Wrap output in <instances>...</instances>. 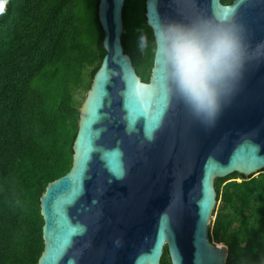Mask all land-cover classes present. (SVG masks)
Returning <instances> with one entry per match:
<instances>
[{
  "label": "water",
  "instance_id": "water-1",
  "mask_svg": "<svg viewBox=\"0 0 264 264\" xmlns=\"http://www.w3.org/2000/svg\"><path fill=\"white\" fill-rule=\"evenodd\" d=\"M125 2L99 0L106 53L79 109L72 166L40 196L44 249L36 264H161L165 247L172 264H226L228 246L209 236L215 181L264 171V63L245 70L215 126L167 101L149 138L160 71L153 62L143 80L125 52ZM222 4L237 5L250 37L264 39V0H145V15L154 30L162 18ZM133 102L143 114L131 120Z\"/></svg>",
  "mask_w": 264,
  "mask_h": 264
},
{
  "label": "trees",
  "instance_id": "trees-1",
  "mask_svg": "<svg viewBox=\"0 0 264 264\" xmlns=\"http://www.w3.org/2000/svg\"><path fill=\"white\" fill-rule=\"evenodd\" d=\"M98 3L7 0L0 13V264H36L44 249L40 196L72 166L75 91L90 88L106 53ZM123 20L125 52L148 81L153 59L137 47L138 30L152 38L145 0H126ZM215 186L210 239L228 246L226 264H264V171ZM161 264H172L167 247Z\"/></svg>",
  "mask_w": 264,
  "mask_h": 264
},
{
  "label": "clouds",
  "instance_id": "clouds-1",
  "mask_svg": "<svg viewBox=\"0 0 264 264\" xmlns=\"http://www.w3.org/2000/svg\"><path fill=\"white\" fill-rule=\"evenodd\" d=\"M6 3L0 0V13ZM236 8L222 4L210 12L193 10L178 19L162 18L151 39L138 30V50L150 54L159 67L154 87L205 128L215 126L231 103L245 70L264 63V39L250 37Z\"/></svg>",
  "mask_w": 264,
  "mask_h": 264
},
{
  "label": "snow or ice",
  "instance_id": "snow-or-ice-1",
  "mask_svg": "<svg viewBox=\"0 0 264 264\" xmlns=\"http://www.w3.org/2000/svg\"><path fill=\"white\" fill-rule=\"evenodd\" d=\"M157 95H156V99H155V112L154 115L152 117V119L147 123L146 127H145V135L148 137H151L152 131L158 127L159 123H160V116L162 115V113L164 112V109L167 105V99L165 97V95L163 94L162 91L157 90ZM132 116L130 117L131 120H134L135 117L137 115H142L143 112L141 110V107L139 104L133 102L132 104ZM93 118H95V116L93 115ZM119 159L118 156L113 158V168L114 170L117 172V174H119ZM164 227H165V221H162L161 224V239H163L164 236ZM81 229L79 228V226L77 227H72L68 229V235L65 238V243L68 242V237L74 233V232H78Z\"/></svg>",
  "mask_w": 264,
  "mask_h": 264
},
{
  "label": "rangeland",
  "instance_id": "rangeland-1",
  "mask_svg": "<svg viewBox=\"0 0 264 264\" xmlns=\"http://www.w3.org/2000/svg\"><path fill=\"white\" fill-rule=\"evenodd\" d=\"M138 64V63H137ZM138 67H140L141 65L140 64H138L137 65ZM88 91H89V89H87V88H83V87H81V88H79V89H76V91H75V97H76V99L78 100V102L80 103L79 104V109H80V107L82 106V104H83V102H84V100H85V98H86V96H87V93H88ZM261 172H263V171H260V172H257V173H255L254 175H259ZM239 180H240V178H238Z\"/></svg>",
  "mask_w": 264,
  "mask_h": 264
}]
</instances>
